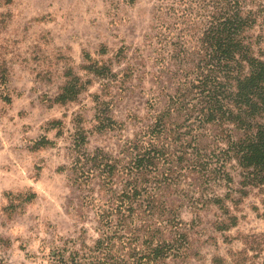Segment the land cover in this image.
I'll return each mask as SVG.
<instances>
[{
  "label": "trees",
  "instance_id": "16d2710c",
  "mask_svg": "<svg viewBox=\"0 0 264 264\" xmlns=\"http://www.w3.org/2000/svg\"><path fill=\"white\" fill-rule=\"evenodd\" d=\"M152 20L159 95L148 97L146 118L133 115L130 136L111 153L89 151L78 127L68 164L59 169L82 194L79 207L92 213L96 237L87 243L82 229L77 238L52 243L40 264L183 259L204 212L215 208L212 229L229 231L241 200L264 189V0H156ZM84 70L121 87L134 72L93 62ZM89 83L69 75L54 103L76 101ZM93 102L95 131L121 133L126 125L110 116V103L98 95ZM48 145L54 143L45 137L34 142L35 149Z\"/></svg>",
  "mask_w": 264,
  "mask_h": 264
},
{
  "label": "rangeland",
  "instance_id": "374dc122",
  "mask_svg": "<svg viewBox=\"0 0 264 264\" xmlns=\"http://www.w3.org/2000/svg\"><path fill=\"white\" fill-rule=\"evenodd\" d=\"M155 3L0 0V264H40L52 243L77 238L82 229L87 243L96 237L92 213L79 207L82 194L59 169L68 164L78 127L89 151L111 153L119 138L130 136L133 115L146 118L148 97L159 95L149 46ZM92 62L115 73L131 66L133 76L122 87L111 77L101 81L84 70ZM69 75L90 83L76 101L56 104ZM93 95L110 103V116L126 125L121 133L95 131ZM41 137L54 145L35 149ZM263 200L264 189L251 190L235 212L237 225L226 232L212 229L215 208L204 212L189 234L187 257L164 264H264ZM180 215L191 220L185 209Z\"/></svg>",
  "mask_w": 264,
  "mask_h": 264
}]
</instances>
